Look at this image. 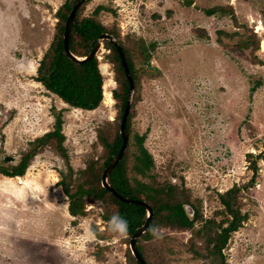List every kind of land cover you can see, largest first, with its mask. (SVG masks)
<instances>
[{"label":"rangeland","instance_id":"1","mask_svg":"<svg viewBox=\"0 0 264 264\" xmlns=\"http://www.w3.org/2000/svg\"><path fill=\"white\" fill-rule=\"evenodd\" d=\"M64 1L0 0L2 166L17 164L29 141L52 130V112L58 110L73 171L104 159L97 133L117 115L111 93L116 76L105 40L97 53L103 76L97 108L69 107L34 80ZM191 1L87 0L79 17L105 6L98 19L119 34L137 69L139 96L130 142L136 133L145 134L144 146L154 161L151 174L182 185L203 220L226 216L219 193L247 183L256 160L254 184L239 194L247 218L230 234L222 253L223 264H264V158L256 157L264 155V0ZM217 5L231 7L235 19L229 12L206 15L204 9ZM142 41L153 45L149 65L140 55ZM114 131L108 129L107 135ZM67 167L49 144L31 159L22 183L0 174V264H130V237L109 229L99 201L88 200L84 216L69 214L68 198L57 184L58 171L67 172ZM184 207L191 217L190 207ZM201 225L197 221L195 228ZM191 234L155 231L145 242L150 262L216 264L204 256L203 240ZM190 240L203 257L187 250Z\"/></svg>","mask_w":264,"mask_h":264},{"label":"trees","instance_id":"2","mask_svg":"<svg viewBox=\"0 0 264 264\" xmlns=\"http://www.w3.org/2000/svg\"><path fill=\"white\" fill-rule=\"evenodd\" d=\"M73 2L74 0H66L56 10L55 17L57 21L54 36L49 47L38 61L34 80L41 83L45 90L56 95L69 107L89 111L97 108L102 101L103 76L96 56L86 62H75L64 52V23ZM184 4L191 5L192 1L184 0ZM81 5L73 17L69 30L68 43L70 51L79 57L86 56L94 47L97 37L103 33L112 35L122 47L134 85V95L125 124L127 133L126 149L121 159L110 171L107 180L120 195L143 200L153 210L149 227L136 239V247L141 257L146 264H153L148 258L145 242L155 235V231L160 228H167L170 230H190L191 236L195 235L203 240L204 256L215 260L216 264H223L224 255L222 249L225 247L230 234L241 227L243 221L247 218V214L241 212L239 194L242 189L254 184L257 177L256 160L252 159V175L247 183L243 185L234 184L224 192L219 193L223 213L226 215L219 221L210 218L203 220L197 206L189 199L187 190L182 185H177L170 181H159L156 175L151 174L154 161L152 155L144 146L145 134L136 133L132 142L129 139L134 106L139 96L137 69H135L133 57L129 49L119 39V34L115 30L108 29L98 19V14L105 10V6L97 5L91 14L79 17ZM204 12L206 15L229 12L232 19H235L231 7L217 5L204 9ZM104 46L109 50L110 60L114 64L117 86L112 89L111 93L117 105V115L113 120L114 123L109 122L108 127L106 124L97 133V141L105 151L103 161L101 163H98L97 160L88 161L85 168L77 172L73 171L68 164L66 149L63 145L65 136L62 132V110H58L52 112L54 117L53 129L29 141L28 149L22 152L17 164L10 166L0 165V174L7 177L22 176L31 159L40 148L49 144L54 145L55 150L65 159L68 166L67 172L58 171L60 178L57 184L68 198L67 209L69 214L73 217L84 216L87 201L91 199L97 200L103 208V220L108 222L114 213H118L127 222V234L125 236L128 239L144 223L146 211L140 205L118 200L101 186V173L121 146L119 120L128 94V81L116 48L107 40L104 41ZM152 49V44L146 46L142 41L140 55L147 65L150 62V50ZM254 88L252 87L251 90L253 91ZM114 127V134L109 137L107 131ZM131 145L134 147L132 151L130 150ZM259 154L256 157L264 158L262 153ZM186 205L191 209V217L185 211L184 206ZM197 221L202 222L199 228H195ZM93 231L96 233L95 227H93ZM98 236L101 235L98 234ZM164 250L170 254L174 252L171 249ZM187 250L198 257H203V253L197 251L191 240ZM127 254L130 264H140L129 250H127Z\"/></svg>","mask_w":264,"mask_h":264},{"label":"water","instance_id":"3","mask_svg":"<svg viewBox=\"0 0 264 264\" xmlns=\"http://www.w3.org/2000/svg\"><path fill=\"white\" fill-rule=\"evenodd\" d=\"M87 0H74L73 5L67 15V18L65 20L64 23V29H63V49L65 54L73 61L75 62H86L89 59H91L92 57L96 56L97 57V53L100 51L101 47H102V42L103 40H107L109 41L113 46H115L116 51L119 55L120 58V62L125 74V77L128 81V94L126 97V101H125V105L123 108V112L120 118V122H119V134L121 137V146L118 150V152L114 155V157L111 159V161L108 163V165L103 169L102 173H101V186L103 188H105L106 190H108L111 194H113L118 200L125 202V203H129V204H137L142 206L145 211H146V219L144 221V223L132 234V236H130L129 239V249L130 252L132 254V256L140 263V264H146V262L144 261V259L141 257L137 247H136V239L146 231V229L149 227L151 221H152V216H153V210L150 207V205L143 201V200H139V199H132V198H128V197H124L122 195H120L116 190H114V188H112V186L108 183L107 177L110 173V171L113 169V167L118 163V161L121 159L125 149H126V145H127V133H126V129H125V124H126V120H127V116L129 113V109H130V104H131V100H132V95L134 92V85H133V81L131 79V75L125 60V56L122 50V47L120 46V44L118 43V41L110 34L108 33H103L101 34L99 37H97L96 42L94 47L92 48V50L83 57H79L74 55L69 48V43H68V35H69V30H70V26L73 20V17L78 9V7L84 3ZM6 161H10L12 160V157L6 156L5 157Z\"/></svg>","mask_w":264,"mask_h":264},{"label":"clouds","instance_id":"4","mask_svg":"<svg viewBox=\"0 0 264 264\" xmlns=\"http://www.w3.org/2000/svg\"><path fill=\"white\" fill-rule=\"evenodd\" d=\"M109 229L119 236L127 234V222L118 214L114 213L108 220Z\"/></svg>","mask_w":264,"mask_h":264},{"label":"bare ground","instance_id":"5","mask_svg":"<svg viewBox=\"0 0 264 264\" xmlns=\"http://www.w3.org/2000/svg\"><path fill=\"white\" fill-rule=\"evenodd\" d=\"M257 28L260 29L261 26L259 25ZM261 48L264 49V43L261 44ZM104 95H105L107 101H108L109 103H111V102H112V98L110 97V95H109V94H106V93H105ZM15 179H19L21 183L23 182V181L21 180V177H20V176H15Z\"/></svg>","mask_w":264,"mask_h":264}]
</instances>
